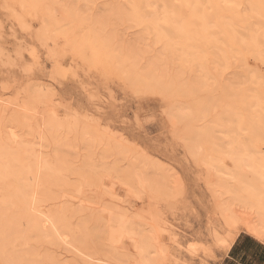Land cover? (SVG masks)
Segmentation results:
<instances>
[{
    "label": "rangeland",
    "instance_id": "374dc122",
    "mask_svg": "<svg viewBox=\"0 0 264 264\" xmlns=\"http://www.w3.org/2000/svg\"><path fill=\"white\" fill-rule=\"evenodd\" d=\"M73 1L84 14L82 16L86 18L84 26L77 29L69 26L60 15L64 14L63 8L59 9L62 10L61 13L57 9L60 14L56 10L59 5L63 7L69 1L64 4L66 2L64 0V5H61L62 3L60 4L57 0L59 5L57 3L50 8L53 10L50 16L51 27L45 30L43 26L45 15L41 10L26 11L12 0H0V123L2 122V129L15 132L25 140L34 139L36 142L39 136L36 134H40V129H42L40 135L43 136L46 131L45 135L49 134L47 127L44 126L48 119L53 120L52 117H54L56 120L58 117L61 119L66 117L65 120L67 121L68 118L70 120L68 122H71L70 124L67 122L66 125V121L60 122L59 118L57 122L55 121L59 124L58 129L56 128L57 142H51L49 139L46 143L43 142L41 150L37 147L38 145H35L36 149L42 151L40 153L36 150V152H39V155L43 153V156L47 157L41 155L43 159H51L52 154L59 147L65 162L67 160L59 185L52 187L53 194L59 198L47 200L45 203L43 201V205L40 202L37 208L46 213L58 207V203L62 209L69 208L70 204V210L65 211V216L69 218L71 225L75 226L87 219L88 228H97L99 224H105L107 219L109 222L118 212L128 214L126 217L128 221L141 226L143 224L145 230L152 224L160 229L158 233L164 244L165 255L163 264H223V255L226 250L216 246L214 233L219 237L225 236L229 234V229L224 225L221 213L218 214L220 211H217L215 203L217 200H225L228 194H222L221 188L218 189V187L216 190L218 196L215 195L214 186L227 182L219 174L209 178L203 160H215L218 161V167L223 165L226 170L227 168L233 170V162L226 153L229 149L235 150L245 143L249 146V148L246 147L245 154L250 155L254 151V155L251 156H255L256 151L257 158H264V143L254 142L242 132L234 133V141L231 144L219 146L223 144V141L219 144L218 128H216L213 131L212 141L209 144L204 141L197 142L199 146L196 147L201 148L193 154L189 148L190 144L192 147L196 141L191 143L190 139L186 140L185 137L188 136V127L198 128L205 125L207 121H210V124L213 122L212 125L215 124V127H218L214 121L217 117V106L211 108L212 111L205 118L196 121L198 117L195 118L192 105L196 101H216L217 98L222 106H227L228 102L224 99L222 89L225 83L232 88L246 90L248 89L247 81L253 79L262 82V86L257 90L264 92V63L258 60L250 49L244 50L238 46L234 38L230 36L223 38L218 36L224 45L231 47V51H234L232 53H235L234 55L226 54V64L216 66L214 58L207 53L201 59L202 61L194 60L179 53L178 48L184 42L183 39L173 38L171 41L165 38L160 39L153 36L143 24L129 18L131 8L124 0ZM73 1L70 0L71 5ZM112 4L119 5L123 14L108 13L109 10L106 9ZM135 5L139 7L141 1L135 0ZM160 5L154 1H146L141 11L146 22L153 21L155 18L162 20L163 11ZM181 6V19H186L189 16V8L185 5ZM205 7L209 9V6L205 5ZM101 15L107 16L103 23L102 36L113 54L120 51L127 52L134 48L136 57L139 59L137 64L139 70L142 71L149 63H154L164 82L176 80L179 84L191 83V86L196 81H200L202 88L196 90L198 88L196 84L191 86L190 90L194 89L192 90L194 93L189 95L174 91L172 87L166 90L167 93L165 90L160 92L162 89H157L159 93L155 89L145 90L130 85V82L128 83L125 77L120 75L118 69L109 70L101 60L94 61L79 56L74 46L79 44L82 35L89 27H96V19H99ZM159 23V29H164L163 24ZM169 43L172 46H169ZM121 64L124 65V70H127L126 67L129 68L124 60ZM35 92L41 95L40 98L38 94V100L39 98L40 100L34 101L33 104L30 100L28 103L30 97L32 100L37 98ZM20 104L23 107L27 105L28 110L25 108L23 112ZM180 108L187 109L186 111L190 114L188 112L185 114L186 111L183 113L184 109H182L184 120L180 119L181 122L178 123L177 119L181 116L178 117L174 113ZM16 111L20 115L15 113ZM50 112L53 114L51 118ZM14 113L17 114V119L24 114L27 119L24 117L21 119H25L27 123L32 121L29 125L35 126L31 128L34 130L32 132L36 139L31 136V128L22 129L20 122H17L18 125L15 121L13 122ZM27 113L30 119L25 115ZM48 113L50 114L46 117ZM42 114L45 115L44 120ZM74 119L75 121L72 122ZM34 128L40 131L37 132L38 130L35 131ZM88 130L92 134L87 135ZM225 134L227 135L226 132L221 133L222 136ZM119 145L121 150L118 148ZM115 160L122 161L117 163ZM86 162L89 163V173L93 177L92 183L91 180L85 182L76 173ZM113 162L116 165L115 168L122 169L135 165L143 171L145 176L153 174L155 178L157 173L158 177H161L160 180L162 179L161 182L167 186V196H162L153 190V192L149 191L146 187H139V197L138 187L128 188L119 175L114 174ZM84 167H87V164ZM108 168L113 170L108 171ZM105 169L107 173L104 172ZM233 181L231 180L230 184H234ZM81 182L84 184L80 186ZM211 185H214L213 189ZM60 193H62L61 198L64 195L66 198L61 199ZM36 196L38 197V194ZM83 199L90 201V209L84 208L82 215L81 213L73 215L71 209L76 208ZM3 205L0 206L1 210H6L9 206L7 204V208L5 206L3 208ZM103 206L104 212H101ZM108 208L118 212L111 211L112 214ZM84 212L87 215L83 214ZM90 212L94 213V217ZM111 215L113 218L110 217ZM97 216L99 219L96 218ZM239 229L238 233L244 230L241 227ZM36 236H32L29 245L31 244V250L32 248L36 250L38 255L43 254L44 251L50 256L52 253V257L57 258L58 264H65L66 261V264H89L81 257H76L78 260L75 261V256L65 246L50 244ZM124 240L127 246L129 242L127 239ZM96 246L95 256L105 258L104 254L108 247ZM17 247L30 250L19 244ZM127 248L131 250L130 253H133L130 244ZM38 259L40 263V258ZM43 260L45 262L42 261V264L43 262L50 264L46 259L43 258Z\"/></svg>",
    "mask_w": 264,
    "mask_h": 264
},
{
    "label": "bare ground",
    "instance_id": "6f19581e",
    "mask_svg": "<svg viewBox=\"0 0 264 264\" xmlns=\"http://www.w3.org/2000/svg\"><path fill=\"white\" fill-rule=\"evenodd\" d=\"M12 1L18 4L22 10H41L45 15V19L43 20L45 30L51 27L50 16H52L53 12L51 13L52 9L50 8L52 5H57L58 2L60 4L62 3L61 5L66 4L68 1L70 3V5L67 3V6L64 5L63 7H60L58 3L59 6L56 8V10L63 8L64 14L61 13L62 10H59L61 14L58 10L57 11L62 15L69 26L77 29L84 26L83 24L86 23V18L82 16L84 14L73 0L71 1H73L74 5H71L72 2H70V0H65V3L64 0H61V2L59 0L58 2H56L57 0ZM124 1L128 7L131 8L128 15L129 18L143 24L153 36L159 37L160 39L165 38L167 41H171L173 38H178L180 40L183 39L184 42L178 48L180 54L182 53L194 60L202 61L201 59L204 58L207 53V55H211L214 58V64L216 66L224 65V63L226 64L227 59L226 54L234 55L235 53H232L234 51H231V47L228 45L226 47L218 36L222 38L230 36L231 38H234V41L238 46L244 50L250 49L252 54L264 63V0H140L141 5L139 7H136L135 0ZM146 1H154L161 4L160 6L163 11L162 20L155 18L153 21L146 22L144 15L141 12ZM181 5H185L189 8V16L186 19H181ZM205 5L209 6V9H207ZM106 10H109L108 13L111 14L112 12L117 13V15L123 14L121 7L117 4L109 5ZM106 18L107 16L101 15L99 19H96V27H89V29L82 35L79 44L74 46L75 52L79 54V56L94 61H97L98 59L101 60L109 70L113 69L112 71H114V69H118L120 75L125 77L127 82H130V85L144 88L145 90L155 89L158 92L157 89H162L163 91H159L164 92L165 90V93H167L166 90L171 89L170 87H172L174 88V91L188 93L189 95V93H194L192 91L194 89L190 90L192 88L191 86L196 84V88L198 86L196 90L202 88L200 81H196L195 84L192 83L193 85L191 86V83H189V85L187 83L179 84L176 80L164 82V79H161L162 76L158 74L159 71L154 63H149L142 71L139 70L137 67L139 59L136 57L134 48H131L127 52L120 51L119 53L113 54L105 42L106 39L102 36V30H104L103 23ZM159 22L163 24L164 29H159ZM169 46H172V44L169 43ZM122 60H124L129 67H126L125 69L129 71L124 70V65L121 64ZM247 83L248 89L246 90L232 88L226 83L223 85L222 89L224 91V99L228 102L227 106H222L217 98L216 101L200 100L194 102L192 107H194L193 111L195 112V118L198 117L196 118V121L197 119L200 121L199 119L205 118L212 111L211 108H216L217 106L216 109L218 112L217 117L215 116L216 120L214 119V121L218 124V127H215V124L212 125L213 122L210 124V121H207L205 125L203 124V126L198 128L188 127V136L185 137L186 140L190 139L191 143H193L192 141H196V144L193 143L192 147L189 143V151L191 153L195 154V151L198 152L199 148H201L196 147L197 145L199 146L197 142L204 141L206 144H209L212 141L213 131L216 130V128H218L219 144L223 141V144L219 146L231 144L234 141V133L239 134L242 132L248 137V139L254 142L264 143V92L257 90L262 86V82L250 79ZM40 90L41 88L39 86V92L41 94ZM39 92H35L37 98L35 97V99L32 100L30 97L28 103L30 100L32 104L35 103L34 101L38 102L41 98ZM35 93L33 94L34 96ZM38 94L40 95L39 100ZM236 96H238V98H236ZM21 105L22 104H20V106ZM24 106L25 107L21 106V108L23 107V112L26 109L28 110L27 105ZM184 108H180L174 113V115H178V117L181 116L177 119L178 123L181 122L180 119L182 121L184 120L182 119V109ZM186 110L187 109H184L183 113ZM187 112L188 111H186L185 114ZM15 113L18 112L16 111ZM15 113L12 115H15L13 122L15 121L17 125V122H20V127L22 129L35 127L29 125L32 121L28 123L24 121L27 119L24 117V114L23 117L25 119H21L23 118L22 115L20 119H17L18 117ZM50 113H48L46 117H48ZM18 115L20 114L18 113ZM25 115L29 118L28 113ZM42 115V119L44 120L45 115ZM52 115L53 114L51 113L50 118ZM192 115L193 114L191 113V116ZM188 117L184 118L188 119ZM52 118L54 120V117ZM59 118L60 117H58V119L56 118V120L58 121ZM64 118L66 119V117ZM65 119L60 118V122H64L61 120ZM53 120L48 119V122H46L47 124H44L48 129V135H45V133H47L46 130L44 133L45 136L40 135L42 132V129H40L41 127H39L41 131L38 128V131L34 128L35 131H40V134H36V136L39 135L38 141L36 142H34V139L25 140L15 132L4 131L2 129L3 126H1L2 122L0 123V204L2 203L0 206L2 207L4 204L3 208L4 206L7 208V204L9 205L6 209L7 211L0 209V264H42L41 262L44 261L43 258L50 264H58L56 263L58 261L56 260L57 258L55 256L52 257V253L50 256L49 253L44 251L43 254L38 255L36 250L33 248L31 250V244L29 245V241L34 235L39 236L44 239L45 242H49L50 244L55 243L65 246L73 253L75 261L78 260L76 257H81V259L83 258V260H86L89 264H163V258L165 256L164 244L161 242L158 233V230L160 231V229L153 224L149 225L150 228L145 230L143 224L141 226V224H134L133 221H128L126 218L128 214H125V216L123 213L121 214V212H118V210L113 211V209L111 210L108 208V210H110L109 212L116 211L115 213L118 212V214L114 215V218L111 215L110 217L113 219L109 217L111 219H109V222L107 219L105 224H99L97 228H88V224L86 223L87 219H84L81 222L79 221L80 223L75 226L71 225L69 218L65 216V211L67 209L70 210V204L69 208L67 207L66 209L59 207L60 203H58V207L53 208L50 211L48 210L49 212L45 211L46 213H44L41 212V210L39 211L37 205L40 202V204H42L43 201L45 203L47 200L56 199L57 196L53 194L52 187L59 185L61 179L60 176L62 175V171L67 162V160L65 162V157L61 154L62 151L59 150V147L49 160L45 159L47 157L43 156V153L41 155L45 157L44 159L39 155L42 152L40 151V148L43 142L46 143L49 139L51 142H57L56 128L59 124L56 123V120ZM68 121L70 120L67 118L66 125ZM74 121L75 119L72 120V122ZM70 123L68 122V124ZM40 125L42 126L43 124ZM32 131L34 132L31 128L30 133ZM33 132V135L31 134V136H34L36 139ZM222 132H226L227 135L225 134L222 136ZM88 134L92 133H89L88 130L87 135ZM225 136H227L226 139L224 138ZM228 141L230 142L226 143ZM35 145H38L37 147H39L40 150L36 149ZM247 145L248 144L243 143L235 150L231 148L226 152L228 154L227 157H230L233 162V170H228V168L226 170L223 165L218 167V161H212L209 159L203 160L209 178H211L212 175L219 174V176L221 175L223 180L227 182L221 183V185L219 184L220 186L218 185L216 187L213 185L214 189L216 188L215 195H217L216 190L218 187V189L221 188L220 192L222 194H228V197L226 195L228 199L225 198V200L222 198L223 196L221 194L223 200L218 201L216 199L217 203H215V206L218 208L217 211H220L218 214L221 213L224 225L228 226L229 234L219 237L214 233L215 231H213L216 246L218 248L221 247V249L226 251L231 248L232 244L235 242L234 240L238 235L237 233L238 230H240V227L251 236L264 242V158H257L256 151L255 156H251L254 151H251L252 153L250 155L245 154L246 147L249 148ZM43 147L45 146L43 145ZM118 148L120 149V145ZM36 150L40 153L36 152ZM71 158H73L72 155ZM115 161L117 162L118 160ZM121 161L122 160L119 162L121 163ZM86 164L87 167H84ZM86 164L76 173L82 180L84 179L85 182L91 180L90 182L92 183L93 177H91V174L89 173V163L86 162ZM113 164L114 170L108 168V171L109 169H112L114 174L117 176L119 175V178L122 179L123 183L127 185L128 188L134 189V187H138V194L139 187H146L149 191L153 190L155 193L167 196V186L165 183L161 182L162 179L160 180L161 177L159 178L157 173L155 179L153 174L151 176L148 175L149 177L145 176L143 171L135 165L128 166L127 168H125L124 166L126 165H124L123 167L125 169H122L120 167L115 168L116 165L114 162ZM216 167H218V169ZM104 172L107 173L106 169ZM231 180H234V184H230ZM84 183L81 182L79 184L81 186V184ZM213 186L211 185L212 189ZM211 187L209 188L211 189ZM80 189L81 188H79V190ZM140 191H142V189ZM61 192L63 193V191ZM62 193H60V198ZM37 194L38 197L36 196ZM64 196L62 198H66V196ZM70 197L74 198V196L71 195ZM90 204L89 200L83 199L81 203L77 204L76 208L71 209V213L73 215L81 213L82 215L84 208L87 209ZM103 210L104 206L102 211H99L104 212ZM106 210L107 206L105 208V212L107 213L108 211ZM85 212L83 214L87 213ZM92 215L94 217V213ZM96 218L99 219L98 216ZM124 239H127L129 242L128 245H131L133 253H130V247L127 248L128 245H125ZM17 244L20 246H26L28 249L30 248V250H26L24 247H22L23 249L20 247V249L17 247ZM94 244L108 247L104 254L105 258H99L97 255L95 256V254H97L95 251L97 246ZM65 247L64 249H66ZM67 249L66 252H68ZM41 255L42 257H39ZM38 258H40V263Z\"/></svg>",
    "mask_w": 264,
    "mask_h": 264
},
{
    "label": "crops",
    "instance_id": "0c3cea01",
    "mask_svg": "<svg viewBox=\"0 0 264 264\" xmlns=\"http://www.w3.org/2000/svg\"><path fill=\"white\" fill-rule=\"evenodd\" d=\"M223 255V264H264V242L241 231Z\"/></svg>",
    "mask_w": 264,
    "mask_h": 264
}]
</instances>
